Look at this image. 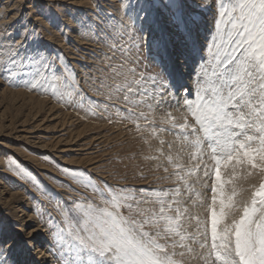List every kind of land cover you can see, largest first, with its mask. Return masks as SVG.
Returning a JSON list of instances; mask_svg holds the SVG:
<instances>
[{"label":"rangeland","instance_id":"obj_1","mask_svg":"<svg viewBox=\"0 0 264 264\" xmlns=\"http://www.w3.org/2000/svg\"><path fill=\"white\" fill-rule=\"evenodd\" d=\"M235 2L0 0V64L21 44L18 61L30 59L37 50L54 61L52 68L44 70L47 92L23 86V80L31 79V68L10 80L0 67V93L5 92L0 96V238L8 241L6 248H12L9 259L14 264H64L70 257L68 233L78 218L74 202L100 204L91 187L72 179L73 173L101 189L105 185L127 188L138 198L149 200L155 199L148 196L153 190L174 189L182 183L174 175L180 169L173 165L178 163L184 170L193 168L198 162L191 158L195 150L178 138L179 128L161 121L170 115L176 123H183L185 100H196L200 83L213 79L220 5H224L223 19L227 21ZM229 27L221 23L220 30L226 35ZM184 52L190 56L191 69L185 74L188 84L173 89L170 64L176 62L179 74L183 73ZM152 78L156 80L154 85L150 83ZM126 79L140 80L147 88L144 101L133 108L135 116L144 113V118H127L130 105L124 102L123 92L114 91ZM52 90L57 91L56 96L50 94ZM68 92L73 93L71 103L61 100V95ZM173 101L181 102L179 111L170 106ZM187 119L194 123L190 114ZM204 160L211 165L207 154ZM237 169L243 170L239 166ZM228 171L221 169L222 179ZM197 175L199 181L195 176L189 180L194 184L195 197L204 187L197 186L203 179L212 195L215 176L204 177L203 165ZM256 175L254 186L258 188L264 175ZM194 193L180 197L182 207ZM141 206L159 209L155 203ZM182 223L190 231L187 215ZM33 230L36 234L27 238ZM208 240L210 243V233ZM37 248L42 249L44 260L38 258ZM175 251H185L183 257L177 254L174 258L190 264L186 250L177 247Z\"/></svg>","mask_w":264,"mask_h":264},{"label":"snow or ice","instance_id":"obj_2","mask_svg":"<svg viewBox=\"0 0 264 264\" xmlns=\"http://www.w3.org/2000/svg\"><path fill=\"white\" fill-rule=\"evenodd\" d=\"M220 8L222 18L217 21L220 39L214 40L213 79L200 83L201 91L196 93V100H185L187 111L182 114L183 123H176L170 115L161 121L181 130L178 138L195 150L191 158L198 162L187 170L174 164V168L180 169L174 175L182 183L174 189L148 193L154 200L138 198L127 188L114 189L105 185L101 189L73 173L72 179L91 187L100 204L74 202L78 218L68 233L71 255L64 264H182L174 257L177 254L183 257L185 251L177 253L175 249L179 247L192 253V244L205 250L192 257H198L204 264H264V180L258 188L253 186L251 197L242 204L236 200L238 190L234 183L238 166L245 169L247 176L264 175V0L259 3L236 0L227 21L223 19V3ZM221 23L230 24L226 35L220 30ZM22 46L17 45L0 67L10 80L25 68H31V79L23 80V86L32 90L44 89L47 78L44 70L52 68L54 61H49L38 50L30 59L18 61L16 57ZM150 83L154 85L156 80L152 78ZM114 91L123 92L124 102L130 105L127 118H144V113L135 116L133 112L146 97L144 83L126 79L125 83L117 84ZM204 92L208 94L203 95ZM50 94L56 96L57 91L52 90ZM137 96L140 99H136ZM72 98L71 92L61 95V100L69 103ZM117 112L119 114L120 110ZM188 114L194 123L188 122ZM163 143L161 141V145ZM205 154L211 165L205 162ZM168 159L171 163L172 158L169 156ZM201 165L204 177L215 176L211 184V204L208 205L210 225L191 216L189 210L182 207L180 199L186 193L195 192L189 180L193 176L197 181L201 179L197 175ZM230 165L232 175L222 179L221 169L227 170ZM149 203L159 205L158 211L141 206ZM172 212L174 216L169 214ZM186 215L197 221L195 234L188 233L182 223ZM202 224L203 233L199 231ZM7 244L6 239L0 238V264H14L9 259L12 248H6ZM169 248L173 250L170 252Z\"/></svg>","mask_w":264,"mask_h":264},{"label":"bare ground","instance_id":"obj_3","mask_svg":"<svg viewBox=\"0 0 264 264\" xmlns=\"http://www.w3.org/2000/svg\"><path fill=\"white\" fill-rule=\"evenodd\" d=\"M69 1V0H68ZM96 2V1H95ZM19 3V2H18ZM72 4V3H71ZM6 5V4H5ZM12 7V6H11ZM73 7V6H72ZM77 7V6H76ZM13 9V8H12ZM11 10V9H10ZM91 11V10H90ZM17 16V15H16ZM34 19V18H33ZM9 21V20H8ZM106 23V22H105ZM90 31V30H89ZM78 32V31H77ZM22 39V38H21ZM191 41H192V43L195 45V44H197L196 43V39H194V38H191ZM168 43V42H167ZM187 46V45H186ZM179 49V48H178ZM188 50V49H187ZM178 51V50H177ZM197 51V50H196ZM167 52H168V54H170L169 56L166 54V56H168V59H171L170 58V56H172V54L171 53H169V50L167 49ZM179 52V51H178ZM177 52V53H178ZM192 52V51H191ZM180 53V52H179ZM188 53V52H187ZM186 52H184V54H183V56L185 55V54H187ZM194 54V53H193ZM192 54V55H193ZM188 55V54H187ZM197 55V54H196ZM195 55V56H196ZM179 56V55H178ZM194 56V55H193ZM190 56H186L185 55V57H184V62H186V66L184 65V67H183V69H182V71H183V73H181V74H179V70H177L178 69V67H176L177 65V63L175 62V65H172V64H170L171 65V70H170V72H171V74H172V79H173V89H175V88H177V87H179V85L181 84V83H185L186 85L188 84L187 83V79H186V72H187V69H191V67L190 66H188V64H189V58ZM192 58H194V57H192ZM166 59V58H165ZM191 59V58H190ZM197 59V58H196ZM201 59H203V57H201ZM172 60V59H171ZM195 60V59H194ZM192 61V60H191ZM198 61H200V59L198 60ZM172 62V61H171ZM184 62H183V64H184ZM173 63V62H172ZM179 63H181V62H179ZM193 63V62H192ZM191 63V64H192ZM174 64V63H173ZM193 65H195V64H193ZM168 66V65H167ZM196 67H197V65H196ZM177 68V69H176ZM180 68V67H179ZM2 69V68H1ZM192 70H194V69H192ZM196 70V69H195ZM194 70V71H195ZM166 71V70H165ZM193 71V72H194ZM168 73V72H167ZM196 73V72H195ZM169 74V73H168ZM171 76V75H170ZM191 78V77H190ZM196 79H197V77H196ZM191 86V85H190ZM171 90V89H170ZM186 90V89H185ZM5 91V90H4ZM187 91V90H186ZM8 92V91H7ZM185 92V91H184ZM188 92V91H187ZM5 92H1L0 93V96L1 95H3ZM13 93V92H12ZM19 93V92H18ZM23 94V93H22ZM189 94V93H188ZM13 95V94H12ZM182 95V94H181ZM5 96V95H4ZM19 96H22V95H19ZM30 96V95H29ZM29 96H27V98L29 97ZM24 97V96H23ZM3 98H6V97H3ZM183 98H184V96H183ZM2 99V98H1ZM29 99V98H28ZM32 101H33V99H31ZM163 100H165V98L163 99ZM170 100V99H169ZM31 101V102H32ZM23 102V101H22ZM44 103V102H43ZM33 104V103H32ZM165 104V103H164ZM167 104V103H166ZM184 104V103H183ZM37 105H39V104H37ZM42 105V104H41ZM41 105H39V106H41ZM181 102H179V101H176V102H172L171 103V107L173 108V109H175V111L176 110H178V108H180L181 107ZM37 107V106H36ZM40 108V107H39ZM164 109H165V107H164ZM168 109H169V107H168ZM170 110V109H169ZM173 111V110H172ZM179 111V110H178ZM180 114V113H179ZM178 114V115H179ZM177 116V115H176ZM64 117V116H63ZM26 121V120H25ZM11 124V123H10ZM70 124V123H69ZM88 131V130H87ZM23 132V131H22ZM26 134V133H25ZM30 135V134H29ZM82 136H83V134H82ZM107 136V135H106ZM31 137V136H30ZM19 138V137H18ZM78 138V137H77ZM81 138V137H80ZM17 139V138H16ZM30 141H32V140H30ZM89 141V140H88ZM41 145V144H40ZM66 145V144H65ZM72 145V144H71ZM47 146V145H46ZM58 146V145H57ZM42 147V146H41ZM66 147H67V145H66ZM66 147H65V149H66ZM69 147V146H68ZM101 147V146H100ZM44 148H46V147H44ZM56 148V147H55ZM43 149V148H42ZM47 150V149H46ZM78 150V149H77ZM67 151H69V150H64L63 152H67ZM192 151V150H191ZM191 151H190V153H191ZM60 152H62V151H60ZM94 152V151H93ZM189 152V151H188ZM3 153V152H2ZM193 153V152H192ZM76 154V153H75ZM1 155V154H0ZM83 155V154H82ZM82 161V160H81ZM206 161V160H205ZM78 166V165H77ZM243 170L242 171H240V170H238V169H236V177H235V180H234V183H235V185H236V187H237V190H238V196L236 197V200L238 201V202H241V204L244 202V201H247V200H249V198L251 197V189L253 188V186H254V183H255V180H257V175L255 174L254 175V177H252V176H247V174H246V171H245V169L244 168H242ZM228 172H227V174L225 175L226 176V178L225 179H228L231 175H232V172H231V165L229 166V168H228ZM224 171V173H225V170H223ZM222 173V172H221ZM212 176V175H211ZM259 176V175H258ZM16 179V178H15ZM215 180V179H214ZM205 184H207V182L203 179V184L202 185H197V186H204ZM194 185V184H193ZM257 185V184H256ZM228 188H230L231 187V185H229V186H227ZM253 191V190H252ZM12 193V192H11ZM4 194V193H3ZM15 194V193H14ZM192 194V193H191ZM12 196V195H11ZM211 194H208V191H207V187H202L201 188V190L199 191V196H197V197H195V193L193 194V195H191V197H188L187 198V201L185 202V204L187 205L185 208H187L188 210H189V213H190V215L191 216H195V217H198L199 218V220L200 221H204V222H206V223H208L209 224V212H208V205H210L211 204ZM183 199V198H182ZM185 199V198H184ZM194 202H195V204H194ZM17 205V204H16ZM17 209V208H16ZM190 219V218H189ZM24 220V219H23ZM22 222V221H21ZM190 222L191 223H189L190 224V231L188 230V232L189 233H192V234H195V231L197 230L196 229V225H197V221L196 220H193V219H190ZM35 229V228H34ZM37 230V229H36ZM36 230H33V231H30L29 233H28V236H27V238H33V236L36 234ZM199 231L201 232V233H203V231H204V226H203V224L200 226V229H199ZM32 235V236H31ZM30 238V239H31ZM200 239L201 240H203V236H201L200 237ZM31 243V242H30ZM191 244V243H190ZM192 248L194 249V251L192 252V253H189V257L188 258H190V264H204V261L203 260H201V259H199L198 257L197 258H192L194 255H196L197 253H201V252H203V251H205V250H202V249H200L199 248V245L198 244H192ZM37 249H39V250H37V254H39V257L38 258H41V259H43V252H42V249L41 248H37ZM186 253V252H185ZM48 255V254H47ZM44 260V259H43ZM188 261V260H187ZM186 261V262H187ZM44 264V263H43ZM186 264H188V263H186Z\"/></svg>","mask_w":264,"mask_h":264}]
</instances>
